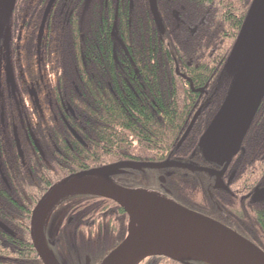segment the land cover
Instances as JSON below:
<instances>
[{"label": "trees", "instance_id": "obj_1", "mask_svg": "<svg viewBox=\"0 0 264 264\" xmlns=\"http://www.w3.org/2000/svg\"><path fill=\"white\" fill-rule=\"evenodd\" d=\"M58 1L16 0L6 26L4 58L22 86L15 99L26 95L30 83L36 94L31 95V110L12 100L6 114L20 119L25 131L31 130L41 153L31 145L29 164L0 177V224L6 228L0 227V264H42L30 239L32 211L62 178L118 161L143 157L147 161L152 152H160V160L181 153L193 155L200 163H220L205 157L199 139L233 83L223 70L253 3L156 0L164 29L160 33L148 0H124L125 6L110 15L115 0H65L80 14L57 20L53 11ZM92 2L96 6L93 24ZM46 7L50 10L44 17ZM176 71L208 95L193 93ZM202 105L201 116L178 147ZM242 144L246 151L234 158L235 168L241 179L256 171V186L261 188L264 98ZM187 147L189 153L184 154ZM208 176L194 173L184 178L173 189L174 200L217 219L219 206L233 215L255 209L247 222L261 232L263 238L256 241L264 247V197L241 208L230 198L222 203L217 191L205 187ZM131 178L121 184L139 187L143 180L139 173ZM50 211L55 222L45 227L44 236L54 243L49 250L59 264H86V259L88 264H98L127 235V215L107 199L71 194ZM137 264L183 263L159 257Z\"/></svg>", "mask_w": 264, "mask_h": 264}, {"label": "water", "instance_id": "obj_2", "mask_svg": "<svg viewBox=\"0 0 264 264\" xmlns=\"http://www.w3.org/2000/svg\"><path fill=\"white\" fill-rule=\"evenodd\" d=\"M148 2L157 28L160 33H164L156 8V0H148ZM15 3L16 0H4L0 11V35ZM47 11L48 9L45 14ZM263 98L264 26L221 108L199 140L205 157L218 161L226 160L225 165L228 166L250 128ZM199 114L200 111L194 116L179 146L188 136ZM141 168L187 169L191 172L208 173L216 177V180L220 179L222 173L177 162H165L159 165L118 163L81 172L59 181L46 192L32 212L30 238L42 264H59L49 252L43 239L42 228L45 216L58 200L75 193L112 200L129 217L127 236L99 264H136L150 257L205 264H264V253L228 227L193 210L177 207L160 198L119 187L109 180L111 176L121 174L126 169L140 170ZM263 192L264 190H256L254 200ZM132 202L138 203V207L152 213L158 220L137 228Z\"/></svg>", "mask_w": 264, "mask_h": 264}, {"label": "flooded vegetation", "instance_id": "obj_3", "mask_svg": "<svg viewBox=\"0 0 264 264\" xmlns=\"http://www.w3.org/2000/svg\"><path fill=\"white\" fill-rule=\"evenodd\" d=\"M2 4V3H1ZM93 4V9H92V18L91 22L92 24L95 22V16H96V6ZM125 6L124 0H115V7L111 6L109 9V15L111 14L112 11L116 10L117 12ZM2 6L0 5V10ZM48 7H46L47 10ZM50 8V7H49ZM46 10L44 12V17L48 16L49 10L46 13ZM75 13L74 16H77L80 14V10L75 7L74 9H71L68 3L66 1H58L56 3V6L54 7L53 14H56L57 20H60L64 18V15L66 14L69 16H72ZM46 15V16H45ZM111 24V20L109 21ZM77 24H81V21L79 19V16L77 17ZM7 24L5 25L1 35H0V177L4 178L8 174H10L11 170L16 167H24L25 162L26 165L29 164L31 160V145L35 146L36 150L41 153V150L39 148V145L37 144L36 138L31 133V130L25 131L22 129V121L19 119H12L10 115L6 114V109L7 105L14 100L16 103H20L21 106H26L29 110H31L32 103H33V97H36L35 92L33 91V86L30 83L28 85V92H26V95H20L18 99H15L17 96L15 95L16 90H19V87L22 88L21 82L16 81L14 79L13 73L11 66L7 65L4 55L6 52L7 48V43H6V36L5 31ZM109 26V25H108ZM113 36H116V34L113 32ZM178 75V71H176ZM182 78L187 80L188 78L181 75ZM188 81V80H187ZM189 83V87L193 93H200L201 95L204 93L205 96L208 95V92L206 89L200 87L198 89H194L193 85ZM33 95V97L31 96ZM36 100V99H35ZM15 103V112L18 113V115H21V111L18 110L17 105ZM198 104V103H197ZM204 105L198 107V111H200L199 116L202 114V108ZM196 112V113H197ZM195 113V114H196ZM197 117V119L199 118ZM194 116L192 117V119ZM192 121V120H191ZM197 121V120H196ZM196 123V122H195ZM209 126V125H208ZM207 126V127H208ZM206 127V129H207ZM205 129V130H206ZM191 132V131H190ZM204 133V131H203ZM202 133V134H203ZM201 134V135H202ZM188 138V137H187ZM186 138V139H187ZM245 138V137H244ZM244 140V139H243ZM242 140V142H243ZM21 141V144H20ZM12 142L14 144H12ZM184 143V142H183ZM183 145V144H182ZM181 145V146H182ZM243 144L241 143L239 149L237 150L236 154L232 157L231 162L228 164L226 167L225 163L226 160L220 161L219 164H204L200 163L195 160L193 155L188 154V155H182L181 153L179 154V157H174L172 156H167L165 160H160V152H152L151 155H149L146 160L144 161L143 158H139V161H118L114 162L111 164H105L102 166H108V165H115L118 163H134V164H151V165H159L161 163L165 162H180L183 164L187 165H196L201 168H209L212 169L216 172H222L220 179L216 180V177L214 176H208V178H205L206 181H209L205 187L208 190H214L217 191V194L219 195L220 199L222 200V203L225 199H232L234 202L238 203L240 205V208L244 206H251L259 203L260 201L263 200L264 197V192L259 195L256 200H254V195L256 193V190H264V186H261V188L256 186V171H252L251 174L247 175V177L240 178V174L237 172L235 168V161L234 158L237 157L241 153H245L246 147L242 146ZM180 146V147H181ZM189 147L183 152L184 154L189 153ZM192 151V150H191ZM199 157L201 158V154H198ZM158 159V160H156ZM101 166L98 167H93L92 169H97ZM226 167V168H225ZM88 169V170H92ZM85 170V171H88ZM81 171V172H85ZM78 172V173H81ZM75 173V174H78ZM135 173H139L142 177L143 180L141 181V184L139 187H131V186H124L122 185L121 181L124 180H132L131 177L135 175ZM194 173H205V172H191L187 169H180V168H173V169H145L141 168L140 170H134V169H126L123 173L111 176L109 178L110 182L116 184L119 187L129 189L132 191H136L140 194H146L149 196H154L157 198H161L163 200H167L168 202H171L177 207L181 208H187L181 206L177 200H174L173 197V189L177 190L181 184L184 183L185 179L188 178L191 174ZM72 174V175H75ZM207 174V173H205ZM69 175V176H72ZM208 175V174H207ZM68 177V176H67ZM193 177V175H192ZM66 178V177H65ZM62 178L61 180L65 179ZM240 178V179H239ZM59 180V181H61ZM198 182L202 181L201 176L197 177ZM59 181L55 182L54 184L58 183ZM126 181V182H127ZM189 179L186 180L188 182ZM234 182H238L236 186L233 184ZM52 184L48 190L54 185ZM230 189H236L235 193H231ZM47 190V191H48ZM46 191V192H47ZM46 192L42 195V197L46 194ZM41 197V198H42ZM40 198V199H41ZM40 201V200H39ZM38 201V202H39ZM112 202V201H111ZM38 204V203H37ZM36 204V205H37ZM221 204V203H220ZM36 207V206H35ZM34 207V208H35ZM189 209V208H187ZM192 210V209H190ZM195 211V210H193ZM197 213H200L198 211H195ZM255 212V209H248L244 210L243 214L241 215V212L238 215H233L229 213L227 210L220 208L219 206V219L214 218L212 216L205 215L203 213H200L206 217H209L216 222L228 227L229 229L233 230L243 238L247 239L248 241L252 242L256 246H258L261 250L264 251V247L262 246V242H257V238H263L261 232L256 231L250 225L248 224L247 221H251V213ZM264 213V210L262 211ZM249 213L250 215H247ZM52 217V212H48L45 219H44V229L46 226H50L54 224L55 221L53 219H50ZM72 222V218L68 219V223L70 224ZM3 226V225H1ZM4 227V226H3ZM6 229V228H4ZM45 231V230H44ZM43 231V232H44ZM44 242L46 246L49 247L52 246L54 247V243L49 241V239L45 238L44 236ZM153 258H159V257H152V258H147V259H153ZM183 264H203L199 262H194V261H181Z\"/></svg>", "mask_w": 264, "mask_h": 264}, {"label": "rangeland", "instance_id": "obj_4", "mask_svg": "<svg viewBox=\"0 0 264 264\" xmlns=\"http://www.w3.org/2000/svg\"><path fill=\"white\" fill-rule=\"evenodd\" d=\"M263 26L264 0H255L249 12V16L246 20V24L243 28V31L239 39L237 40L223 70V74H226L232 81L238 78L257 38L261 33ZM6 34L7 30L5 31V35ZM149 217L150 218H147V220L153 219V215H149Z\"/></svg>", "mask_w": 264, "mask_h": 264}, {"label": "bare ground", "instance_id": "obj_5", "mask_svg": "<svg viewBox=\"0 0 264 264\" xmlns=\"http://www.w3.org/2000/svg\"><path fill=\"white\" fill-rule=\"evenodd\" d=\"M132 206H133L134 211L136 213V226H137V228H142L145 226V224L156 220L157 217L155 215L154 216L156 218L153 217L152 220H147V218H150L149 215H153V214L145 211L144 209H141L140 207H138V203L132 202Z\"/></svg>", "mask_w": 264, "mask_h": 264}]
</instances>
